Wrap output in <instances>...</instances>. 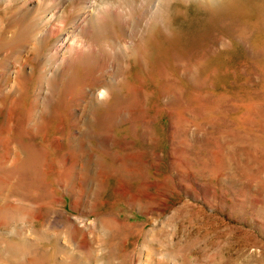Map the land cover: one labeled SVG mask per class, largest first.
<instances>
[{
    "label": "rangeland",
    "instance_id": "1",
    "mask_svg": "<svg viewBox=\"0 0 264 264\" xmlns=\"http://www.w3.org/2000/svg\"><path fill=\"white\" fill-rule=\"evenodd\" d=\"M90 1L0 0V264H264V0Z\"/></svg>",
    "mask_w": 264,
    "mask_h": 264
},
{
    "label": "bare ground",
    "instance_id": "2",
    "mask_svg": "<svg viewBox=\"0 0 264 264\" xmlns=\"http://www.w3.org/2000/svg\"><path fill=\"white\" fill-rule=\"evenodd\" d=\"M96 2H97V0H91L87 5H86V7H85V9H84V12H85V16L84 17H82V19L80 20V22H79V25L78 26H80L82 23H87L88 24V26L87 27H85V29L83 30V32H85V31H87L88 30V27L91 25V23L94 21H89L88 20V17L90 16V14H91V10H93L94 8H96L95 7V5H96ZM97 12V11H96ZM115 15H117L118 14V12H115L114 13ZM97 15H98V13H97ZM94 18H96L95 16H94ZM89 21V22H88ZM78 23V22H77ZM72 30H73V32H72V34L70 35L69 33V35H66V38H64L63 40H61V46H60V50H61V52L62 53H64V55L65 54H68V53H73V52H77V51H82V50H84V49H86V48H90V46H88L87 47V44H86V42H83V43H80L79 44V42L78 41H75L74 40V37H73V35H74V33L75 34H77V27L76 26H74V27H72ZM79 33V32H78ZM61 52H56L57 54H61ZM99 78V77H98ZM97 78V79H98ZM94 93L97 95V97H99L100 95H102L103 97H106V96H108V94H110V93H108V91H106V90H103V91H94Z\"/></svg>",
    "mask_w": 264,
    "mask_h": 264
}]
</instances>
